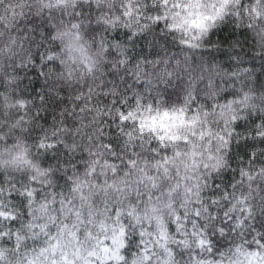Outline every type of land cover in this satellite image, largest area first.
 <instances>
[{
  "label": "clouds",
  "instance_id": "1",
  "mask_svg": "<svg viewBox=\"0 0 264 264\" xmlns=\"http://www.w3.org/2000/svg\"><path fill=\"white\" fill-rule=\"evenodd\" d=\"M46 3L48 0H0V16L4 17L3 26H0V177L5 181H16L11 188L14 193H41L39 198L32 199V215L15 228L14 233L32 237L29 225L38 220L40 224L48 225L50 233L57 234L63 251L57 250L55 257L51 251L39 255V248L45 246L43 236H39L35 244L29 239L28 247H21L19 252L14 242H0V248L5 249L3 264H27L28 260H33L34 264H51L53 259L59 264L65 254L70 261L75 260V264H82L83 259L88 258L87 251L95 244L87 238L88 230L97 237H109L112 251L96 252L100 260L112 257L105 260V264H264V248L257 243L259 235L264 234V229L259 227L264 221V72L260 59L264 54V0H228L225 16L229 12L242 13L238 28L228 23L230 16L228 19L217 18L214 22L205 19L216 14L220 0H91V7L85 0V30L75 41L83 46V53L72 51L70 54L64 46L67 39L64 43L59 39L51 43L45 41V49L54 44L61 45L55 55L58 63L60 59L64 63L60 73L45 69L37 78L35 74H29L31 68L24 55L30 45L26 43L21 50L13 46V39L22 42L20 32L27 25V19L37 12L38 5ZM19 4L26 5L22 9L23 17L19 15ZM13 8L17 15L15 22L10 23ZM202 19L209 25L203 32L196 26ZM89 23L93 27L99 24L100 29L87 32ZM246 26L249 28L247 36L241 35ZM224 39H229L230 43L239 41V44L233 49L222 43ZM241 47L255 57V70L251 77L239 81L236 88L239 90L240 85L247 83L244 90L250 93V98L247 103H240L243 96L238 94L228 98L236 101L229 104L220 99L225 91L232 89L231 84L223 83L228 79L223 65L228 62L226 54L240 52ZM70 55L75 57V63L69 59ZM118 59L130 62L129 68L138 65L141 74L145 67L155 68L157 60L170 61L172 83L166 88L161 84V94L152 93L158 103L151 114L155 115L157 110L161 114L165 110L178 112L183 108L185 119L192 124L179 129L182 137L188 136V142L180 140L167 149L169 171L159 175L152 172L158 187L153 188L146 181L136 184L143 166L137 164L136 170L127 177L131 181L127 190L104 193L100 187H89L84 183L83 168L68 176L65 169L70 166L63 164L62 161L67 159L63 152L60 160H52L47 158L50 150L38 148L41 139L45 143L63 140L69 147L75 143L78 149L84 145L78 136L69 137L66 131L57 135L55 131L60 127L56 117L68 111V106L61 104L56 109L41 104L37 96L31 95V88L36 87L37 93L49 99L74 97L81 90L86 94L87 86L93 85L94 78L105 74L107 79L106 73L112 70L109 65ZM241 59L252 69L251 59L243 55ZM22 60L27 71L17 73L16 68ZM86 65L92 66L91 73ZM41 66H35L37 71ZM160 66L163 67V63ZM69 71L71 76H68ZM200 75L204 76L205 83L211 78L214 85L219 83V87L206 89L205 83L199 82ZM194 78L198 88L192 90L199 97L196 102L199 113L190 110L193 108L191 101L185 103L186 92L191 87L189 81ZM152 79L155 82V76ZM61 88L66 91L61 92ZM22 91L27 94L21 95ZM207 104L223 107L207 108ZM37 114L48 123L37 119ZM87 115L95 119L94 113ZM79 119L72 117V121ZM237 124L242 127L238 129ZM53 136H56L55 140ZM176 149L179 156L174 155ZM153 162L150 160V169ZM59 176H65L66 180H59ZM114 179L117 187H123L121 176ZM112 180L110 176L109 182ZM89 182L95 184L92 178ZM76 185L83 189V200L80 191H71ZM137 187L141 193L139 197ZM3 188L8 191L9 185L5 183ZM63 198L70 199L72 204L71 208L65 204L61 213L59 201ZM28 207L26 204L25 208ZM113 208L120 211L118 219ZM73 209L80 215H70ZM23 211L17 207L6 215ZM197 211L199 216L195 214ZM129 212L133 214L129 215ZM52 216H56L55 223L50 219ZM81 217L84 223H80ZM64 224L69 227L61 235L58 228ZM75 237H79V252ZM133 237L137 240L130 247L129 241ZM111 239L116 243L112 244ZM95 264L100 261L96 260Z\"/></svg>",
  "mask_w": 264,
  "mask_h": 264
},
{
  "label": "snow or ice",
  "instance_id": "2",
  "mask_svg": "<svg viewBox=\"0 0 264 264\" xmlns=\"http://www.w3.org/2000/svg\"><path fill=\"white\" fill-rule=\"evenodd\" d=\"M88 5L91 7V0H88ZM19 7L21 9L19 15L23 17L24 13L22 9L26 5L19 4ZM228 7V0H220V6L215 9L216 14L205 19H211L214 22L217 18L228 19L230 16L231 19L228 20V23L238 28L242 13L238 11L229 12L228 16H225V10ZM37 8V12L31 16V19H27V25L20 32L23 38L22 42H17L13 39V46H18L23 50L26 43L30 45L28 51L24 54L28 66L31 68L29 74H35L39 78L44 74L45 69H48L50 72L60 73L61 65L64 63L63 59H60L58 63L55 55L61 45L54 44L52 48L45 49V41L51 43L59 39L61 43H64L65 39H67V43L64 46L70 54L72 51H80L83 53V46L75 43V41L79 39V33L85 30L84 13L87 9L85 8V0H48V3L38 5ZM16 15L17 12L13 8L11 16L9 17L10 23L15 22ZM3 23L4 17L0 16V26H3ZM21 23H24V20H21ZM192 23L195 22L193 21ZM196 26L202 32L207 31L209 27L203 19ZM99 29V24L93 27L89 23L87 26V32L89 33H94ZM248 31L249 28L246 26L241 32V35L247 36ZM28 33L31 35H26ZM32 36H35V39H32ZM208 43H211V41L209 40ZM222 43L228 44L230 48L234 49L239 44V41L230 43L229 39H224ZM33 49H35L34 52ZM109 54L115 55V53ZM226 55H228V62L223 65V69H225L224 75L228 79H224L223 83L225 85L231 84L232 89L225 91L220 99L232 104L236 103V101L229 100L228 98L242 94L243 100L240 103H247L250 98V93L244 90L247 87V83L240 85L239 90H237L236 85L239 81L244 80L245 77H251L252 72L255 70V57H252L250 52L244 51L243 47H241L240 52H232ZM241 55L253 61L252 69L246 66V61L241 59ZM69 59L75 63L74 56L70 55ZM260 59L261 70L264 72V54L261 55ZM15 63L16 61L13 59L12 64L15 65ZM129 63L126 60L118 59L112 65H109L112 70L106 73L107 79H105V74H100L98 79L94 78L93 85L87 86L86 94L81 90L74 97L49 99L46 95L37 93L36 87L31 88V95L37 96L41 104L46 103L49 107H55L56 109H59L61 104L68 106V111L62 112L56 117L60 123V127L55 131L57 135L61 131H66L69 137L78 136L84 145L78 149L75 143H72L71 147H69L63 140L59 143H45L44 139H41L38 148L50 150V155L47 158L52 160H60L61 152H63V156L67 157V159H64L62 162L70 166L65 169L66 174L71 176L83 168L85 169L84 183L89 187H100L101 192L104 193L112 190H127L131 185V181L127 177L132 174L133 170H136L137 164H142L143 166L139 169L140 178L137 179L136 184L141 185L146 181L153 188L158 187L156 177L152 172L155 171L159 175L161 172L166 174L169 171L168 165L170 158L167 154V149L170 144H175L180 140L187 143L188 136L182 137L179 129L192 124L191 121L185 119L183 108L178 112L173 111L170 113L165 110L161 114L157 110L155 115L151 114L153 107L158 103L157 99L152 96V93L157 92L161 94L159 86L163 84L166 88L172 83L173 73L169 71V67H171L170 61L165 60L161 62L157 60L155 62V68L149 70L148 67H145L142 74L138 65L129 68ZM161 63H163V67L160 66ZM179 63V61L176 62L177 68H179ZM36 65H42L39 71H37ZM86 67L87 71L91 73L92 66L86 65ZM22 70L27 71L23 60L20 63V67L16 68V72L19 73ZM61 75L63 74L61 73ZM71 75L72 72L69 71L68 76ZM153 76H155V82L152 79ZM198 79L199 82L205 83L203 75H200ZM221 79L223 78L221 77ZM38 83L39 80L37 79ZM189 85L191 87L186 92L187 99L185 103L191 101L193 108L190 110L194 113H199L200 107L196 103L199 97L192 90L198 88L196 79L190 80ZM214 87L218 88L219 83L217 82L214 85L211 78H209L205 83V88L213 89ZM0 88H2V85H0ZM60 91L65 92L66 90L61 88ZM26 94L25 91L21 92V95ZM13 95H15V92ZM21 106H23L22 102ZM213 106L223 107V105L207 104V108H212ZM92 113L95 114V119L87 115ZM145 113L149 114L145 115ZM204 115L207 116L208 112L205 111ZM72 117H79L80 119L72 121ZM36 118L43 119L45 124L48 123V120L39 116V114L36 115ZM97 120L99 121L98 123L96 122ZM81 121H83L82 125ZM19 123H23V121H19ZM252 123L254 124L255 121ZM81 127L83 131H81ZM236 127L239 129L242 125L237 124ZM192 135H195V133H192ZM55 139L56 136H53V140ZM65 139H68V137H65ZM174 155H180L178 149L174 150ZM150 160L154 161L151 164V169L149 168ZM59 166L57 164V167ZM110 176L113 178L111 183L109 182ZM117 176L122 177L121 184L123 187L116 186L114 178ZM89 178L94 179L95 184H91ZM58 179L66 180V177L59 176ZM5 183L9 185L8 191H5L3 188ZM13 184H16L15 180L5 181L3 177H0V242L3 244H12L14 242V246L19 252L21 247H28L29 239H32L33 244H35L38 242L39 236H43L45 246L39 248V255H44L51 251L52 256L55 257L57 250L63 251L61 240L57 237L56 233H50L48 231L47 224H40L38 220L35 224H30L29 226L33 231L32 237H24L20 232L14 233L13 230L23 225L28 217L32 215L30 210L32 199L34 197L39 198L41 193L39 191L14 193L11 190ZM17 187H20V185L17 184ZM71 191H80V199L83 200L85 198L83 189L79 185L74 186ZM136 194L138 197L141 195L139 187L136 189ZM59 195L63 197V192H60ZM22 196L23 199L21 198ZM104 203L105 208H107V201ZM26 204L29 206L28 208H25ZM65 204L71 208L72 202L68 198L61 199L59 201L61 213H63ZM17 207L24 211L11 216L6 215L9 210ZM112 211L118 219L120 211L116 208H113ZM69 214L80 215L76 209H73ZM132 214V212H129V215ZM195 214L199 216V211ZM21 216H23V219H21ZM50 219L55 223L56 216H52ZM80 223H84L83 217H81ZM68 227V224H64L58 228V232L63 235L65 229ZM72 227H75V225ZM259 227L264 229V221H261ZM76 231H79V229H76ZM69 235L71 236L73 234L70 233ZM121 235H123V229H121ZM142 235L143 232H141ZM86 236L89 240L95 241V244L93 249L87 251L88 258L83 259L82 264H95L96 260H99L100 264H105V260L112 258L106 256L105 260H100V257L96 254L97 250L103 253L112 251L108 243L109 237H97L91 230L86 232ZM75 239L77 243L76 251L79 252V237H75ZM136 240L137 237H133L129 241V246L131 247ZM111 243L115 244L116 240L111 239ZM201 243L204 242L201 241ZM257 243L260 248H264V234L259 235ZM121 247H123L122 244ZM180 254L183 255V253ZM4 255L5 249L0 248V264H3ZM251 255H259V253H252ZM77 259H80V257L77 256ZM120 259H123V257H120ZM145 259H147V256H145ZM27 264H34V261L28 260ZM51 264H58V262L53 259ZM59 264H75V260L70 261L65 254L61 256Z\"/></svg>",
  "mask_w": 264,
  "mask_h": 264
}]
</instances>
